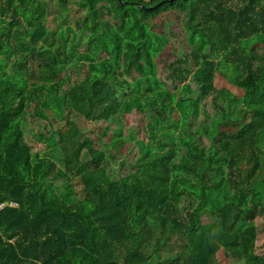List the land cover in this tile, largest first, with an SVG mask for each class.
<instances>
[{"label":"trees","instance_id":"16d2710c","mask_svg":"<svg viewBox=\"0 0 264 264\" xmlns=\"http://www.w3.org/2000/svg\"><path fill=\"white\" fill-rule=\"evenodd\" d=\"M51 1L0 0V264H220L219 250L264 264V44H250L264 35V0H79L78 31L55 32ZM164 17L189 44L167 66L173 87L150 50ZM73 64L86 75L61 90ZM131 109L147 113V139L124 134ZM29 118L50 123L47 152L25 139ZM80 118L104 123L102 134L79 141ZM132 143L134 169L111 173ZM223 184L231 195L206 209Z\"/></svg>","mask_w":264,"mask_h":264},{"label":"rangeland","instance_id":"374dc122","mask_svg":"<svg viewBox=\"0 0 264 264\" xmlns=\"http://www.w3.org/2000/svg\"><path fill=\"white\" fill-rule=\"evenodd\" d=\"M78 1L79 0H72L69 6L59 5L54 0L50 2L54 10L51 13L49 10L48 26L53 32L57 31L60 27H66L68 25H72L78 31L77 22H81L85 14V11L80 8ZM171 16L172 18L178 19L180 21V17L176 13H172ZM165 18L169 17L159 18L157 21L153 20L151 23L152 25L149 27L150 50L154 55L155 63L157 66V78L166 80L167 83L171 87H173L174 83L169 78V70H167V66L177 57L183 56V54L189 49V44L184 37L185 31L182 25L175 23L173 20ZM168 27H172L176 30V34L174 36H168V34L166 33L165 30H167ZM250 44H258L262 46L264 44V35L255 36L250 40ZM87 45L88 44L86 42H83L81 49H86ZM36 67L37 64H35V68ZM86 72V64H73L71 68L67 70L66 74H62L60 76L59 82L60 85H62L60 86L61 90H68L73 84L82 80L86 75ZM193 73L198 74L200 79L205 78L204 72H202L200 67H195ZM215 84L218 88L225 87L233 92L237 91V88L220 74H217ZM193 85H195V83H193ZM146 115L147 113H142L137 109L124 111V134H127L128 131H131L136 136L147 139ZM187 115L188 114L185 109H179L175 113L177 123L179 125H184L187 120ZM76 123L81 131L78 137L79 141H86L87 139L93 137L95 138L98 135L102 134L105 128V124L102 122H91L83 118L76 119ZM115 127L116 123L109 124V130L107 132V135L105 136V139H109L112 137ZM22 129L25 133V139L35 148V152L41 154L47 152L46 145L42 136L49 137L48 132L49 130H51L50 123H47L46 120H43L41 118H29L26 119V123L23 125ZM62 129L65 130L66 127L63 126ZM204 141L207 145H211V141L207 137H204ZM56 153L60 154L58 151ZM138 155V147L135 143H132L130 149L128 151H124L121 160L118 161L117 164L109 165L110 172L118 175L128 174L134 169L133 164ZM80 187L81 186L77 184V188ZM231 192L232 191L228 190L223 184L221 189L215 190L210 194V202L207 205L206 209L214 210L220 207L223 203L224 197L231 195ZM203 219L205 223L212 222L210 213H205L203 215ZM254 222L258 229V240L256 243L257 247L255 251L257 254H262L264 251V221L261 216H256ZM216 256L220 264H243L242 261L236 258L226 257L222 250H219Z\"/></svg>","mask_w":264,"mask_h":264},{"label":"built area","instance_id":"2783aa9c","mask_svg":"<svg viewBox=\"0 0 264 264\" xmlns=\"http://www.w3.org/2000/svg\"><path fill=\"white\" fill-rule=\"evenodd\" d=\"M1 207V206H0Z\"/></svg>","mask_w":264,"mask_h":264}]
</instances>
